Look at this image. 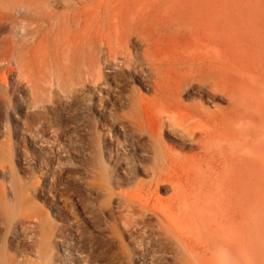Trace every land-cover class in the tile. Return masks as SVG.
Listing matches in <instances>:
<instances>
[{
	"label": "bare ground",
	"instance_id": "obj_1",
	"mask_svg": "<svg viewBox=\"0 0 264 264\" xmlns=\"http://www.w3.org/2000/svg\"><path fill=\"white\" fill-rule=\"evenodd\" d=\"M185 3L183 5L188 11L190 6ZM216 5L200 7L201 10L205 7L202 11L203 23H213L216 28L214 33L203 36L205 46L220 54V47L225 44L221 42L227 41L229 49L224 54L230 60L239 57L246 61L249 58L260 60L264 67V23L259 20V24L247 25V18L244 31L238 29L221 34L222 29L230 27H220L223 23L220 24V9ZM60 6L71 11L59 13L57 9ZM120 7L118 12L123 14ZM207 25L204 26L208 28ZM128 28L125 27V30ZM136 44L141 47L139 53ZM151 44L152 41L141 37L139 29L119 33L112 41L97 37L92 19L81 0H0V103L13 116L18 115L22 106L30 110L22 125L29 133V143L38 146L37 153L35 151L30 156L22 151L18 131L13 134L12 141L0 145V160L14 162L16 166V170L3 168L8 171L10 180L0 187V209L8 219L0 227V264L28 261L29 256L22 249L23 245L32 248L37 262L45 261V264H101L89 247V234L81 231L63 241L62 232L56 226L47 224L46 227L42 220L30 218L24 211L34 207L40 189L53 195L50 196L53 203L49 206L55 216L60 218L64 215L66 206L57 198L59 192L56 186L65 191L70 189L68 174H65L67 171L64 172L66 168L60 172L63 175L53 173L51 181L48 179L50 182L43 185L44 179L40 183L29 181L28 176L32 174L30 162L36 161L39 170H42L53 161L46 153L49 145H56L54 164L59 163V155H67L76 148L71 141L82 124H78L77 128L70 127L69 123L76 122L75 110L92 108L85 98V92L102 87L110 93L112 106L127 108L124 115L116 118L120 134L115 133L113 147L103 145L99 148L103 154L108 152L113 158V168L108 171L92 167L93 174L99 180L103 179V183H97V187L102 191L105 203L116 204L120 223H116L112 234L119 236L123 231H134L141 239L147 240V245L152 246L156 242L152 229L158 228L161 231L159 236H162L159 245H164L168 239L173 240L183 251L179 259L183 261L187 258L192 264H226L228 260L238 259L239 253L244 250L248 254L251 252V212L256 195H263L259 192L264 191V184L259 185L260 191L256 190L254 179L260 175L254 172L256 177L253 178V164L227 157L222 144L237 129L248 142L252 133L243 118L233 114H200L178 101L182 94L202 89L209 90L211 97L218 99L216 95L224 91L218 81L221 72L235 80L238 77L233 70L222 67L218 58L212 57L191 61L189 64L196 75L183 76L173 83L161 66V58L153 53ZM129 79L151 90L154 101L145 103L125 95ZM111 85L115 90L112 91ZM51 129L54 136L48 139L46 137L49 135L46 134ZM165 137H172L181 147L188 145L197 152L185 159L175 157L173 149L165 144ZM62 138H66V144L62 143ZM61 144L59 150L57 147ZM20 159L24 163H20ZM138 173H148L149 180H136ZM198 178L201 187L205 188L208 183H211L210 189L214 187L213 193L219 197L216 204L211 205L207 193L204 199L201 196L189 198L184 193L185 187L188 184L193 187ZM257 181L260 182L259 179ZM128 184L134 185L132 191L116 192ZM166 187L171 189V196L168 200H162L159 192ZM115 196L118 197L117 201H114ZM55 252L59 257L56 258ZM123 256L115 259L122 260Z\"/></svg>",
	"mask_w": 264,
	"mask_h": 264
},
{
	"label": "rangeland",
	"instance_id": "obj_2",
	"mask_svg": "<svg viewBox=\"0 0 264 264\" xmlns=\"http://www.w3.org/2000/svg\"><path fill=\"white\" fill-rule=\"evenodd\" d=\"M81 1L87 9L89 17L92 19L94 33L97 37H100L103 40L112 41L119 33H127L133 29H139L143 39L152 41V51L157 57L161 58V66L167 71L166 73L173 83L180 81L183 76L190 74L196 75V72L192 70V67L189 64L195 59L215 57L219 59V63H221L222 67L234 71L233 73L239 78L236 79L238 81L232 76L225 75V73L221 72L218 81L224 91L216 95L219 100L211 97L212 94L209 93V90L202 89L201 91L191 90L187 95L182 94L178 101H180L184 107L200 114L209 115L216 113L219 116H230L233 114L237 117L243 118L244 124L252 133L250 142H248L246 136L242 135V132L239 131L236 126L237 132H234L235 134L231 133L222 145L227 157L237 159L238 161L243 160V162L245 161L244 164L246 162H249L251 165L253 164V178L256 177L255 174L261 176L254 179V181H256L255 183H257L255 184V188L256 190H259L261 188L259 185L261 186L264 184V67H262L260 60L256 61L249 58V60L246 61L242 60L241 57L230 60V57L224 54L229 49L227 41L223 40V43L221 42V44H225L222 46L220 45V54H218L215 49L207 48L204 44L205 40L202 41L203 36L214 33L216 28L213 23L210 25L203 23L204 16L202 11L205 7L202 8V10L200 7H209V5L217 4L216 6L220 9V24L223 23L220 27L227 28L228 25L230 27L228 29L221 28V34H224L227 31H238V29L240 32L244 31L243 25H245L248 20L250 22L248 21L247 25L256 24V22L259 24L260 21L261 23H264V16H262L264 15V9L262 10V8H264V0H221L222 2L220 0H123V2L122 0ZM181 2H187L190 7H192L193 4L192 11L189 10L190 7L187 11V8L184 6L186 3H182L180 6ZM120 5L122 6L121 12L123 14L119 13L121 10ZM246 7L248 11H246ZM240 8L242 10H240ZM57 11L62 13L71 10L60 6ZM230 11L232 12L230 13ZM116 14L119 16H116ZM239 17H241V21ZM187 22L189 23L186 24ZM204 25H207L208 28ZM232 25H236V27H233ZM240 25H242V27H240ZM125 27L130 28L125 30ZM143 30L144 32H142ZM136 48V51L139 53L141 51L140 45L136 44ZM232 60L234 61L232 62ZM184 62H186L187 65H183ZM113 87L114 85H111L112 91L113 89L115 90ZM103 88L104 87L98 89L95 88L92 91L85 92V98L89 101L87 102L92 105V108L89 110L77 109V112L75 110L74 121L76 122L74 124L69 123L70 127L77 128L78 124H82V126L77 129L76 136H74L71 141V144L76 148L73 150L71 149L70 153L67 155H59L60 159L57 160L59 163L56 162L59 165L54 164L56 158L53 152H57L55 150L56 148L54 149V146L56 145H53L52 147H49L50 145L48 146L50 150L47 149L46 153L49 154L48 157L50 158V161H53L50 162V165H47L45 169L39 170L38 164L35 163L36 161L30 162L32 167L30 172H32V174L30 175V172L28 174L30 175L28 176L29 181L40 183L44 179L43 185L51 181L50 176L53 173L56 175L57 173L63 175V173H60L62 172V168L67 169H64V172L67 171L65 174H68L67 181L70 185L69 190L71 191H65L58 185L56 186L59 192L58 197H56L59 198L60 201H63L62 203L66 206L64 215L60 218L55 216V213L53 212L54 210L49 206V204L53 203L51 201L53 197H50L53 195L47 194L46 191L41 192L40 189V194L37 193L40 196L34 200V207L25 210L24 214L30 218L36 217L37 219L42 220V223L46 227L48 226L47 224L56 226L59 229V232H62L61 236L63 237V241H67L71 234H78L81 231L85 235L89 234V247L93 250L94 257L99 259L101 264H192L187 258L183 261L179 259L183 256V251L173 240L168 239L167 243L165 242L164 245H159V240H161L162 236H159L161 231L158 228L152 229L153 237L156 239V242L155 240L153 241L155 243L152 246L147 245V240L144 238L141 239L140 235L134 231H123L119 236L112 234L116 223H120L116 210L117 208L115 206L116 204L105 203L102 196L103 193L97 187V183H103V179L101 178V180H99V178L93 174L92 167L96 166L99 169L108 171L113 168V158L110 157L108 152H104L103 154V151L99 150V148H102L103 145L113 147V140L116 136L115 133L118 132V135L120 134L116 118L118 115H124L127 112V108L112 106L111 95ZM124 93L125 95L132 96V98L140 99L145 103H152V101H154L152 100L151 90L144 89L139 82L130 79L128 85L125 86ZM0 105V145L12 141L14 138L13 134L18 131L20 132L18 139L21 150L29 156L33 155L35 151L37 153L38 146L35 147L32 143H29V133L26 132L25 126L22 125V121H25L30 110L25 106H22L18 111V115L13 116V113L10 114L6 112L3 104L0 103ZM50 116L51 115L48 117ZM6 119L8 120L7 126H5ZM48 125H52V123H49ZM15 127H18V130H15ZM51 131H53V129L46 134V136L49 135L46 138L51 139V137L54 136ZM62 139V143L66 144V138ZM164 139L167 147L173 149L172 152L175 157L177 156L185 159L197 152L196 150L189 148L188 145V147H181L179 142L177 143V140L172 137H165ZM51 142H53V140H51ZM68 144L70 143L68 142ZM57 148L60 150L62 144ZM65 149L67 150L68 148L65 147ZM21 162L23 161L20 159V163ZM53 165H55V168H52ZM5 167L9 170H16L14 162L3 159L0 160V187L10 180L8 171L3 169ZM41 172L43 175H41ZM147 174L148 173H146V175L138 173L136 175V180L143 182L148 181L149 176ZM262 178L263 181H261ZM257 179H259V183ZM199 181L200 178L195 179L193 187L188 184L185 187L184 193L189 198L194 196H198L199 198V196H201L203 199L206 197L204 194L207 193L211 205L212 203L213 205L216 204V200L218 201L219 197L213 193L214 187L210 189L211 183H208L206 187L203 188L200 186ZM133 188V184H128L120 187L116 192L132 191ZM63 192L68 194H62ZM256 192V194H258V191ZM261 192L262 193L259 192V194L263 195H256V203L253 205L251 212L253 228V230L251 229V252L248 254L244 250V252H241L243 255L239 253L240 257L238 259H233L235 261L232 260L231 262L228 260L229 262L226 264H264V199H262L264 198V191ZM69 194H71V197H67ZM170 196L171 189L169 187H166L164 191L161 190L159 192V197L162 200H168ZM257 197H260L262 200H260V198L257 200ZM57 198L56 200H58ZM68 198L70 199L68 200ZM117 200L118 197L115 196L114 201ZM259 202H261V205H259ZM62 203L60 206H62ZM0 215V218L4 220L3 222L0 219V223H2L0 224V227H3L8 219L3 216L4 214L1 209ZM152 221V223H155V220ZM56 240L58 241V239ZM25 247L26 246L23 245L22 249L28 254L29 260L20 264H45V261H42L43 263H41L34 259L32 248L28 249ZM58 253L61 254L60 251H58ZM58 253L55 252V254H57L55 255L56 258L59 257ZM122 254H124L122 257L123 261L115 259ZM57 263L59 264V262L53 264Z\"/></svg>",
	"mask_w": 264,
	"mask_h": 264
}]
</instances>
